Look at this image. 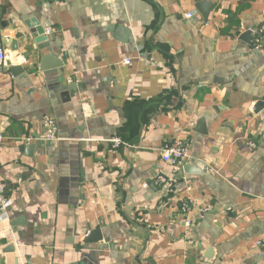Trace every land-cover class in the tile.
Masks as SVG:
<instances>
[{
	"label": "crops",
	"instance_id": "obj_1",
	"mask_svg": "<svg viewBox=\"0 0 264 264\" xmlns=\"http://www.w3.org/2000/svg\"><path fill=\"white\" fill-rule=\"evenodd\" d=\"M263 25L264 0H0V264H264Z\"/></svg>",
	"mask_w": 264,
	"mask_h": 264
},
{
	"label": "built area",
	"instance_id": "obj_2",
	"mask_svg": "<svg viewBox=\"0 0 264 264\" xmlns=\"http://www.w3.org/2000/svg\"><path fill=\"white\" fill-rule=\"evenodd\" d=\"M41 2H47L51 0H39ZM192 14H187V18H192ZM255 40L253 42L254 48L256 50L264 49V25L254 32ZM125 65L131 64V59H125L123 61ZM8 64V54L4 47L2 41H0V67L7 66ZM43 127L46 131L44 136V141L53 143L59 140L58 137V126L55 121L51 118L45 119L43 122ZM5 142V137L0 133V145ZM115 145L119 146L120 142H113ZM162 160L164 163L168 164L173 168L175 172H179L182 167L191 160V155L187 144L177 141L173 144L165 145L161 151ZM158 184L163 186L165 189H171L174 186L176 180L167 179L165 176H159L157 180ZM13 206V200L6 195V185L0 183V221L8 218L9 211ZM183 212L187 215L188 220H186L187 226L191 225L189 218L190 208L187 202L183 203Z\"/></svg>",
	"mask_w": 264,
	"mask_h": 264
},
{
	"label": "water",
	"instance_id": "obj_3",
	"mask_svg": "<svg viewBox=\"0 0 264 264\" xmlns=\"http://www.w3.org/2000/svg\"><path fill=\"white\" fill-rule=\"evenodd\" d=\"M34 24H28L32 34L34 35V38L36 39V43L38 44V48L40 52L48 51L47 54H43L42 57L40 58V71L49 73V74H58L60 77V80H63V68H64V62L61 60L53 51L51 47V42L49 41L47 32L40 27L39 23L34 21ZM251 33V32H250ZM250 33L245 35L243 40L245 42H249L248 37L250 36ZM18 72L21 74H24L23 69H16ZM12 71L13 74L15 75V71ZM264 108V102H259L256 106V112H259V110ZM205 134L204 132H201ZM32 149V147H31ZM192 164H196L197 162L193 160L191 162ZM188 164L187 166H189ZM186 167V166H185ZM186 169V168H185ZM23 223L22 221H19L18 224ZM103 241V236L101 234V231L99 229H96L92 231L88 238L87 242L88 243H100Z\"/></svg>",
	"mask_w": 264,
	"mask_h": 264
}]
</instances>
